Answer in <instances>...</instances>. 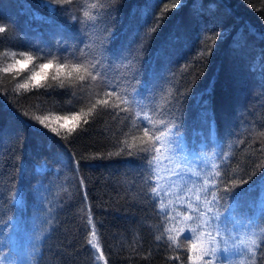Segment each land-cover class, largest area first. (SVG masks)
Wrapping results in <instances>:
<instances>
[{"label": "trees", "instance_id": "16d2710c", "mask_svg": "<svg viewBox=\"0 0 264 264\" xmlns=\"http://www.w3.org/2000/svg\"><path fill=\"white\" fill-rule=\"evenodd\" d=\"M175 2L0 0V25L8 28L0 34V69L13 62L12 51L39 56L40 49L52 53L46 59L54 64L98 61L108 76L89 77L83 87L65 79L61 88L51 80L52 67L45 70L44 87L17 93L15 85L44 61L19 74L0 71V257L11 255L16 262L18 224L25 234L20 264H188L187 229L179 232L185 225L180 217L166 219L151 193L150 154L140 151L152 143L143 135L147 116L150 135L164 128L158 123L164 120L175 125L174 145L207 155L202 177L215 163L226 183L233 174L247 180L232 193H220L227 197L220 211L231 204L225 218L238 223L231 225L237 250L229 258L264 264V252L255 261L239 254L240 240L264 221V167L256 170L264 162V0H180L151 32L165 5ZM90 3L103 5L94 22L82 15L93 11L84 7ZM110 85L138 105L106 95ZM97 99L108 100L109 107L97 105L70 136L29 119L47 115L59 127L64 121L55 117L87 111ZM161 152L160 174L166 161ZM40 162L47 164L42 174L35 172ZM17 193L19 202L13 200ZM161 197L169 200L163 192ZM89 215L98 250L88 243ZM165 227L172 231L165 233ZM168 234L177 236L179 248L169 246Z\"/></svg>", "mask_w": 264, "mask_h": 264}, {"label": "snow or ice", "instance_id": "6c2138e0", "mask_svg": "<svg viewBox=\"0 0 264 264\" xmlns=\"http://www.w3.org/2000/svg\"><path fill=\"white\" fill-rule=\"evenodd\" d=\"M58 3L71 4L72 0H57ZM180 0H176L175 3L170 5H165L161 13L156 19V23L150 29L151 32L156 31L162 19L165 17L166 13L173 8L178 7ZM84 7L91 8L93 11L84 10L82 12L83 17L86 21H95L98 18L99 9L103 5H98L97 3H90ZM8 31L7 26L0 25V34H4ZM35 51L40 52L39 56H33L31 50L29 51H12L10 53L13 58V62L9 63L6 67L0 69L4 73H10L13 70L19 74L20 72L26 70L29 65H32L36 60H43L35 66V69L31 72V75L23 80L21 83L15 85V91L18 93L19 90L23 89L26 92L31 90H36L45 86L47 79L49 78V73L46 69L55 67V74L51 75V80L59 81L58 86L63 88L65 86V79L68 80L70 85H74L75 82H86V79L90 77L92 81H95L97 77H101L103 80L107 81V73L100 69L99 62H93L91 60L81 61L77 63H55L54 59H46V56L52 55L51 52L44 53L43 50L35 49ZM82 51V50H80ZM210 53V49L208 50ZM203 54V50H201ZM73 58H75L73 56ZM61 60H65L64 57H60ZM64 77V79H62ZM52 87V85H49ZM108 96H115L118 101L125 105H138V100L134 97L129 96L126 92H119L115 86H109V91L106 93ZM136 96H140L137 92ZM97 105H102L104 107H109L108 100L97 99L95 103L85 111L83 108L77 113L73 111L71 115L57 116L55 119L57 121L63 120L64 123H60L59 127H54L47 121L49 117L47 115H35L29 116L30 120H35L40 126L48 129L53 134L60 135V130L64 129L68 136L72 135L79 127L82 118L84 124L88 123L86 117L90 116L97 108ZM111 107H119L118 104L111 105ZM121 111H127V109H121ZM24 115H28L27 112ZM119 115V113H117ZM136 116L140 117V112H136ZM147 121L144 124L143 135L148 137V140L152 143L148 147H143L140 151L149 153L150 155L145 157V160L150 167L153 176L150 179L153 182L151 187L152 196L158 201V207L161 213H163L166 219L175 220L176 217H180L181 223L185 227L179 229L180 233L185 232L187 229V234L183 237L184 240L188 241L187 245V262L188 264H245L244 259L233 260L229 258V254L237 250V246L233 245L231 248L228 246L226 237L230 234L227 230V224L225 223L226 214L229 209L232 208L231 204L224 206L223 212L220 211L221 201H225L227 197L221 195L220 193H232L239 184L247 183L242 177L233 174L231 178V183L228 184L225 178L222 177L221 171L218 170L219 166L213 163L210 167L212 171L205 176H201L198 171L189 170L188 174L197 177L200 180L199 184H177L173 181L172 184L165 187L160 183L161 180H172L173 177L180 178L185 172L180 164H177L175 168L168 169L170 175L164 177L160 174V165L162 161L163 149V159L171 161L173 159V154L176 151V146L173 143L174 140V130L175 125L168 127L164 120L158 121L159 124L164 125L162 130H159L158 134L150 135L148 124L151 121L148 120L147 116L142 118ZM71 120L74 123L69 124L68 121ZM178 132V130H176ZM264 134V133H262ZM66 139L67 136L61 137ZM129 147H131L129 145ZM261 151H264V145L261 146ZM154 153V154H153ZM224 160L229 159L227 155L223 157ZM264 167V162L256 166V170ZM47 171L46 162H40L35 166V172L42 174ZM247 174V173H246ZM255 174V170L251 174H247L249 179L251 175ZM83 184V180H81ZM223 185V188L220 187ZM161 192L165 196H175L176 202H178L179 207L172 200L165 202L161 197ZM22 197V193H17L13 195V200L19 202L17 197ZM237 198L239 194H236ZM175 213V215H172ZM88 224L92 226L91 238L88 243L94 248L99 249L97 244V234L95 232V225L92 222L91 216L88 217ZM172 229L164 228L165 233H170ZM214 233V234H213ZM156 239L161 240V236H157ZM167 241L170 242L169 246H175L179 248L180 245L177 243V236L168 234L166 236ZM223 240L224 244L221 246L220 241ZM243 245V251L239 254L243 256L245 253L250 254L253 261L257 258L258 252H264V221L261 225L257 226V230L248 236L247 239H242L239 242ZM223 254V255H221ZM102 258V254H101ZM179 260V256L175 257ZM3 257H0V264H3Z\"/></svg>", "mask_w": 264, "mask_h": 264}, {"label": "rangeland", "instance_id": "374dc122", "mask_svg": "<svg viewBox=\"0 0 264 264\" xmlns=\"http://www.w3.org/2000/svg\"><path fill=\"white\" fill-rule=\"evenodd\" d=\"M176 146V145H175ZM206 157L207 155H205V153L199 152V153H195V152H189V150H185V149H180L178 146H176V151L173 154V159L171 161L166 160L164 162V165L162 166V168H164V171L162 170L161 174L162 176L166 177L168 175H170L168 169H172L175 168L177 164H180L182 166V168L184 169L185 174L180 177H173L172 180H165L166 184L164 183V186L167 187V185H170L173 183V181H175L177 184H188V185H193V184H197L200 183V180L192 175H189L188 172L189 170L191 171H198L200 173H203L205 171V162H206ZM163 184V181H162ZM166 198L171 199V200H175V196H166ZM225 223L227 224V230L228 233L230 234L228 237H226L227 242H228V246L231 247L233 245H236V243L234 242V240H232V236L231 234H233L235 232V227L232 228L233 226H231L233 223L234 224H238L236 221V218L233 216H229L227 218H225ZM14 229L16 230L15 234H17L15 236V238L13 239V244H12V249L15 253V256L17 258L16 262L12 260L11 255L8 257L7 255L5 256V259L3 260V264H20L21 263V258H22V251L24 247V236L25 234H22L21 229L18 228V224L14 225ZM20 230V232H19ZM222 246L224 244V241L221 240Z\"/></svg>", "mask_w": 264, "mask_h": 264}]
</instances>
